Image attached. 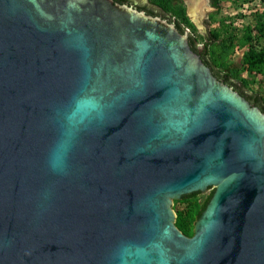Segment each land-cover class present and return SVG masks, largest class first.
<instances>
[{
    "label": "water",
    "instance_id": "obj_1",
    "mask_svg": "<svg viewBox=\"0 0 264 264\" xmlns=\"http://www.w3.org/2000/svg\"><path fill=\"white\" fill-rule=\"evenodd\" d=\"M189 35L0 0V264H264V112ZM209 189L187 236L175 201Z\"/></svg>",
    "mask_w": 264,
    "mask_h": 264
},
{
    "label": "trees",
    "instance_id": "obj_2",
    "mask_svg": "<svg viewBox=\"0 0 264 264\" xmlns=\"http://www.w3.org/2000/svg\"><path fill=\"white\" fill-rule=\"evenodd\" d=\"M151 7L147 14L156 16V9L170 16L176 27L183 33L190 30L191 47L198 51L202 46L201 58L209 66L214 75L226 84L243 94L252 104L264 112V10H258L252 23L245 22L236 25L241 14L224 15L218 25L210 28L206 34L199 32L198 27L189 17L187 6L182 0H150ZM216 12L211 21L217 20V14L222 13V0H213ZM139 10L146 9L139 5ZM211 27V26H210ZM242 53V62L236 64L234 59ZM263 77L259 83L258 77ZM214 189L208 195L194 192L176 200L174 208L177 212V226L187 236L194 235V226L209 203Z\"/></svg>",
    "mask_w": 264,
    "mask_h": 264
},
{
    "label": "rangeland",
    "instance_id": "obj_3",
    "mask_svg": "<svg viewBox=\"0 0 264 264\" xmlns=\"http://www.w3.org/2000/svg\"><path fill=\"white\" fill-rule=\"evenodd\" d=\"M193 1L197 2V4L199 3L198 0L197 1L193 0ZM203 1L205 5L203 6V10L201 11L200 15L197 18L194 17L197 16L195 14L196 13L195 7L197 6V4H193V5L192 3L189 4L190 5L189 14L193 19L194 23L196 24V26L198 27L199 32H201L202 34H206L210 28L217 26L218 21L224 15L233 16L235 14H241V17L237 21H235L236 25L240 27V24H244L245 22L252 23L255 20L254 14L258 10L260 11L264 10V0H228V1L225 0L222 3L223 6L221 7L222 13L217 14L216 16L217 20L216 22L213 23L211 21V16L213 13L216 12L217 9L212 6L209 0H203ZM191 12L194 16H192ZM234 61L236 62V64L240 65V63L242 62V53H240V55L237 56V58L234 59ZM261 80H263V77L260 76L258 77L256 83H259Z\"/></svg>",
    "mask_w": 264,
    "mask_h": 264
},
{
    "label": "flooded vegetation",
    "instance_id": "obj_4",
    "mask_svg": "<svg viewBox=\"0 0 264 264\" xmlns=\"http://www.w3.org/2000/svg\"><path fill=\"white\" fill-rule=\"evenodd\" d=\"M116 3H120V4H125V5H129V6H132V7H134V8H136L137 9V7L139 6V5H141V6H145L146 7V9H143V10H140V11H144L145 13H147L146 12V10L147 11H149L150 10V8L151 7H154L153 6V4H152V2L150 1V0H114ZM185 4H186V6H187V12H188V15H189V17L191 18V16H190V14H189V10H190V3H192V5L193 4H197V2H194L193 0H182ZM197 1V0H196ZM225 0H222V3L224 2ZM228 1V0H227ZM198 4H197V6L195 7L196 8V12H198L197 13V16H194L193 14H192V12H191V14H192V16H194L195 18H197L199 15H200V13H201V11L203 10V6L205 5V3H204V1L203 0H198ZM202 2H203V4H202ZM209 2L212 4V2H213V0H209ZM200 4V5H199ZM213 6V5H212ZM194 9V8H193ZM139 10V9H138ZM156 13H157V15L156 16H154V17H160V18H162V19H165V20H170L171 18H170V16H166L167 17V19L166 18H164L163 16H165L164 14H163V12L161 11V10H158V9H156ZM153 16V15H152ZM192 19V18H191ZM172 21H174L175 19H171ZM192 21H193V19H192ZM169 22H171V21H169ZM194 22V21H193ZM171 23H173V22H171ZM235 89V88H234ZM236 90V89H235ZM241 94V93H240ZM243 97H245L243 94H241ZM246 98V97H245ZM248 100V99H247ZM251 103V102H250Z\"/></svg>",
    "mask_w": 264,
    "mask_h": 264
},
{
    "label": "clouds",
    "instance_id": "obj_5",
    "mask_svg": "<svg viewBox=\"0 0 264 264\" xmlns=\"http://www.w3.org/2000/svg\"><path fill=\"white\" fill-rule=\"evenodd\" d=\"M188 30V29H187ZM189 31V33H190V30H188ZM202 47V46H201Z\"/></svg>",
    "mask_w": 264,
    "mask_h": 264
},
{
    "label": "bare ground",
    "instance_id": "obj_6",
    "mask_svg": "<svg viewBox=\"0 0 264 264\" xmlns=\"http://www.w3.org/2000/svg\"><path fill=\"white\" fill-rule=\"evenodd\" d=\"M195 14L197 15V12Z\"/></svg>",
    "mask_w": 264,
    "mask_h": 264
}]
</instances>
